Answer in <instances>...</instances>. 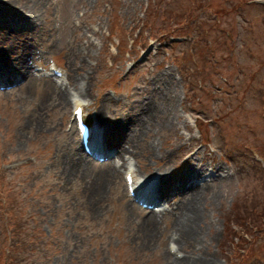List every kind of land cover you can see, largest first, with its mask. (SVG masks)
Here are the masks:
<instances>
[{"label":"rangeland","instance_id":"374dc122","mask_svg":"<svg viewBox=\"0 0 264 264\" xmlns=\"http://www.w3.org/2000/svg\"><path fill=\"white\" fill-rule=\"evenodd\" d=\"M0 61L16 74L0 81V264H166L192 167L208 179L193 254L264 264V0H0ZM74 96L135 180L161 184L151 240L124 162L108 183L107 162L71 167Z\"/></svg>","mask_w":264,"mask_h":264},{"label":"bare ground","instance_id":"6f19581e","mask_svg":"<svg viewBox=\"0 0 264 264\" xmlns=\"http://www.w3.org/2000/svg\"><path fill=\"white\" fill-rule=\"evenodd\" d=\"M2 11L5 12L10 18H19L22 17L24 14L22 12H27L28 15H32V17H30L31 19L34 18V16H36L35 10L33 8H24V9H20V14L16 15L15 10H13V12H9L10 9H6V6L1 7ZM16 15V16H15ZM8 19V17H7ZM11 42H8V46L10 48L11 47ZM18 66V72H25V71H29L30 66H26L25 63L22 61H20L18 59V61L15 64H12L11 66ZM4 66H9V63H2L0 61V79L2 80H7L9 79V77L12 75V73L9 71H4L3 68ZM11 78V77H10ZM60 99H62L64 97L63 92L59 94ZM74 102L77 101V97L73 98ZM78 103V102H76ZM154 104V103H152ZM156 109L155 105H146V114L148 115V117L152 114V112ZM98 118V116H97ZM96 118V119H97ZM164 119V118H163ZM115 137V136H114ZM130 138H128V141H131V139L133 140V134L131 136H129ZM107 142H111L110 139L107 140ZM120 146V150H121ZM123 148V147H122ZM70 162L72 163L71 167H77L78 164H75L77 160H81L83 161V159L86 158L85 153L82 151L81 146L78 143H74L70 146ZM76 154L78 155V158L76 156ZM74 163V164H73ZM201 169V168H200ZM67 172L70 173L71 169L70 168H66ZM202 171H199L198 169H195L194 167L192 168H188L187 170H185V172H182L181 174L176 176V180L179 182V186L182 187L183 190H185V193L187 195V197L184 199L183 202H181L180 204H178L176 207L179 209V213H178V218L176 220V222L173 223V227H174V241L176 242V244L179 246V248H183L184 253H182L181 256H169L167 255V253L164 251V257L167 261L166 264H213L214 259L207 256V255H195L193 254L194 251L193 250H199V245H201L200 243L203 242L204 238L203 236H201V233L199 229L196 228V223L199 222L201 220V212L199 210V201H200V196H204L205 191H207V185H208V179H203L200 182H196L194 179L188 184L186 185L184 182L187 178L190 179L191 178H196L199 177ZM118 173V169H116V167L112 166V165H104V166H99L98 168V177L102 178L106 181V183L111 182L113 180V178L115 177V175L117 176ZM194 176V177H193ZM147 177V176H145ZM211 178V177H210ZM209 178V179H210ZM187 179V180H188ZM95 181V180H94ZM161 183L163 182V180H160ZM159 181V182H160ZM137 188L139 187V185L136 186ZM156 193L161 197L163 196V188L160 186H157V189L155 190ZM99 190L96 189L94 195L99 194ZM143 194L145 191H142ZM149 212V211H148ZM150 214V212H149ZM203 217V215H202ZM157 217L155 214H150L149 217H147L146 219V223H145V236H144V240H151L154 236H155V229H157L158 224L156 222ZM154 232V233H153ZM171 233V232H170ZM169 233V234H170ZM176 249V251H181L183 249Z\"/></svg>","mask_w":264,"mask_h":264}]
</instances>
